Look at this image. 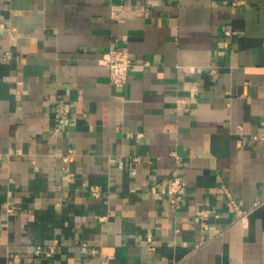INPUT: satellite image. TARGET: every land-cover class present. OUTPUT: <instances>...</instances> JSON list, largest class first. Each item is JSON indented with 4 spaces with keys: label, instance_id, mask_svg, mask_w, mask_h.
Returning <instances> with one entry per match:
<instances>
[{
    "label": "crops",
    "instance_id": "0c3cea01",
    "mask_svg": "<svg viewBox=\"0 0 264 264\" xmlns=\"http://www.w3.org/2000/svg\"><path fill=\"white\" fill-rule=\"evenodd\" d=\"M0 264H264V0H0Z\"/></svg>",
    "mask_w": 264,
    "mask_h": 264
},
{
    "label": "built area",
    "instance_id": "2783aa9c",
    "mask_svg": "<svg viewBox=\"0 0 264 264\" xmlns=\"http://www.w3.org/2000/svg\"><path fill=\"white\" fill-rule=\"evenodd\" d=\"M225 32L227 34H231V28L227 27ZM10 53H6L4 59L9 58ZM101 62L106 64L109 68V76L110 81L118 86H124L128 82L129 71L132 65V59L130 56L129 50L124 46H111L107 49L102 57L100 58ZM58 122L53 130V134L56 135L60 129L62 124L64 123V115L67 112V109L63 103L58 105ZM67 158V156H66ZM186 181L181 175H176L171 183L167 187V192L171 194H178L185 191ZM93 192L96 195H99V187H94ZM227 198L229 202L234 207L237 213V219H245L248 214L252 211V208H244L242 207L239 199H237L232 193L227 192ZM263 203V200L257 201L256 205H260ZM208 210H203L202 214H206ZM55 251L54 245H50L47 249L44 250L46 255H51Z\"/></svg>",
    "mask_w": 264,
    "mask_h": 264
}]
</instances>
